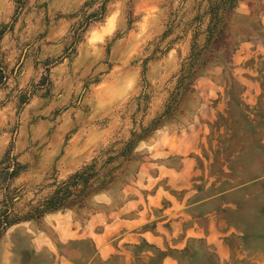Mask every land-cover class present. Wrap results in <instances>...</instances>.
Masks as SVG:
<instances>
[{"label": "rangeland", "instance_id": "obj_1", "mask_svg": "<svg viewBox=\"0 0 264 264\" xmlns=\"http://www.w3.org/2000/svg\"><path fill=\"white\" fill-rule=\"evenodd\" d=\"M211 1L0 0V209L23 216L161 116L84 208L3 231L0 264H264V0L218 10L172 98Z\"/></svg>", "mask_w": 264, "mask_h": 264}, {"label": "trees", "instance_id": "obj_2", "mask_svg": "<svg viewBox=\"0 0 264 264\" xmlns=\"http://www.w3.org/2000/svg\"><path fill=\"white\" fill-rule=\"evenodd\" d=\"M210 2L212 1L210 0ZM232 2L233 0H214L211 6L212 16L210 18L211 23H209L207 27L206 41L200 50L192 49L191 54L187 58L186 68L182 69L180 72L178 86L172 98L181 94V91H188L189 84L196 75L194 67L199 61L201 53H208L211 45L216 42V38L221 37V34L224 33V30L220 26L221 17L218 15V10H222L223 13H226L227 9L231 7ZM172 98L170 99L171 102L174 100ZM170 101L164 114L170 108ZM160 117L155 119L147 128L141 129L140 133L132 134L131 138L125 142L118 151L108 150L102 156L94 158L90 164L71 174L66 180L56 185L55 189L48 197L43 199V201L36 206H31L29 211L23 216L14 213L11 211L10 207H7L5 204V208L0 209V235L3 231L17 223L33 221L51 212L84 208L86 199L90 195L106 191L108 187L114 183L119 166L112 167L111 165L119 160H121L120 163L128 161L130 153L134 151L137 143L153 130V126L159 121ZM111 153H116V155L111 156ZM105 156L107 157L103 159ZM16 174L17 169L9 173L7 171L6 173L8 178H12Z\"/></svg>", "mask_w": 264, "mask_h": 264}]
</instances>
